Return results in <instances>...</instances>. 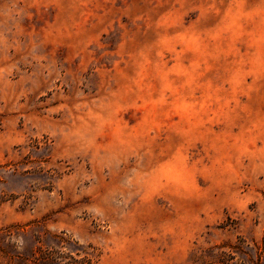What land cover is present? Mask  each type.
I'll return each mask as SVG.
<instances>
[{"label":"rangeland","instance_id":"1","mask_svg":"<svg viewBox=\"0 0 264 264\" xmlns=\"http://www.w3.org/2000/svg\"><path fill=\"white\" fill-rule=\"evenodd\" d=\"M0 264H264V0H0Z\"/></svg>","mask_w":264,"mask_h":264}]
</instances>
